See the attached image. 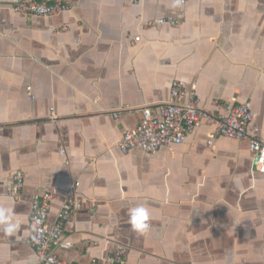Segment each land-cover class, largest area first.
<instances>
[{
	"label": "crops",
	"instance_id": "1",
	"mask_svg": "<svg viewBox=\"0 0 264 264\" xmlns=\"http://www.w3.org/2000/svg\"><path fill=\"white\" fill-rule=\"evenodd\" d=\"M17 1L0 0V206L20 226L0 229V264H39L29 217L33 196L50 190V224L68 196L87 202L56 249L72 264H110L121 248L124 264H264V174L248 141L210 146V120L171 149L119 148L175 80L213 117L250 102V133L264 135V0H67L71 10L49 18L14 14ZM168 17L179 25H149ZM140 205L143 233L128 222Z\"/></svg>",
	"mask_w": 264,
	"mask_h": 264
},
{
	"label": "built area",
	"instance_id": "2",
	"mask_svg": "<svg viewBox=\"0 0 264 264\" xmlns=\"http://www.w3.org/2000/svg\"><path fill=\"white\" fill-rule=\"evenodd\" d=\"M184 4L185 1L181 0ZM71 6L67 0H18L12 6L14 14H25L49 18L69 12ZM184 15V12L181 13ZM174 17L160 18L151 22V26L164 24L179 25ZM4 21L0 20V30ZM66 26L63 27L66 30ZM141 37H136L134 42H140ZM30 100H35L31 86L27 88ZM222 113L211 116L200 107V100L196 87L189 86L186 82L175 80L171 87V98L168 102L156 106V112L151 106L142 109V119L134 130L123 133L119 144L122 153L141 151L154 154L161 147L171 149L183 144L188 136L201 129L208 121L212 120L214 129L210 133V146L217 138L248 141L253 158V171L264 174V135L250 133V127L256 119L250 102L239 105L223 104ZM54 112V109H52ZM118 117V115H116ZM54 118V117H52ZM78 185V184H77ZM25 188V175L18 171L14 175V184L10 197L14 200L21 199ZM57 191L50 190L36 193L33 196L31 214L29 217V242L33 248L39 264H72L58 256L56 249L62 245L65 226L74 212L87 207V202L79 196H68L62 204L57 219L50 224L49 218ZM90 208H95L92 203ZM39 221V223H37ZM35 225V230H33ZM66 245V244H63ZM127 249L121 248L107 258L110 264H124Z\"/></svg>",
	"mask_w": 264,
	"mask_h": 264
},
{
	"label": "clouds",
	"instance_id": "3",
	"mask_svg": "<svg viewBox=\"0 0 264 264\" xmlns=\"http://www.w3.org/2000/svg\"><path fill=\"white\" fill-rule=\"evenodd\" d=\"M129 224L134 232L143 233L149 227L148 221L150 219V213L143 205L133 207L129 209ZM39 223V221H37ZM19 220L16 219L13 209L9 207L0 206V229L7 234H14L19 228ZM35 230V225H33ZM65 246H68L67 244Z\"/></svg>",
	"mask_w": 264,
	"mask_h": 264
}]
</instances>
